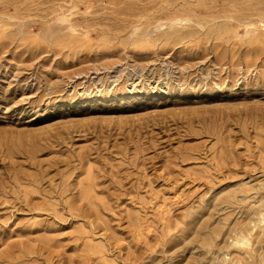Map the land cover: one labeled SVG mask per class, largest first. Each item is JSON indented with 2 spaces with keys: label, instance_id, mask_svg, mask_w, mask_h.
Returning a JSON list of instances; mask_svg holds the SVG:
<instances>
[{
  "label": "rangeland",
  "instance_id": "374dc122",
  "mask_svg": "<svg viewBox=\"0 0 264 264\" xmlns=\"http://www.w3.org/2000/svg\"><path fill=\"white\" fill-rule=\"evenodd\" d=\"M0 264H264V0H0Z\"/></svg>",
  "mask_w": 264,
  "mask_h": 264
}]
</instances>
